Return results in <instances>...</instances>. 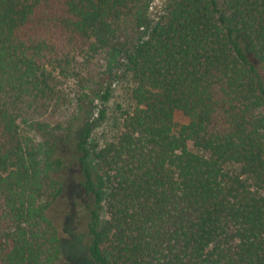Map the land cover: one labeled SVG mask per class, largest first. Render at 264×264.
I'll return each mask as SVG.
<instances>
[{
	"label": "trees",
	"instance_id": "obj_1",
	"mask_svg": "<svg viewBox=\"0 0 264 264\" xmlns=\"http://www.w3.org/2000/svg\"><path fill=\"white\" fill-rule=\"evenodd\" d=\"M153 2L0 0V264H264V0Z\"/></svg>",
	"mask_w": 264,
	"mask_h": 264
},
{
	"label": "rangeland",
	"instance_id": "obj_2",
	"mask_svg": "<svg viewBox=\"0 0 264 264\" xmlns=\"http://www.w3.org/2000/svg\"><path fill=\"white\" fill-rule=\"evenodd\" d=\"M169 0H154L152 7L149 10V19L153 22L158 20L159 15L162 14L163 9L167 5ZM62 87L66 90L70 87V83L68 82H62ZM126 84L125 83H118L111 94V97L109 101L106 104L107 112H106V118L102 122L98 124V126L93 130L91 139L98 140L100 142H104L107 140H111L115 137V135L118 133L119 128V117H118V107L124 106L126 107L128 104L127 97H126ZM176 119L178 121L186 122L187 119L183 117L180 114L176 115ZM60 203L57 202L55 204V219H63L65 222L67 221L66 218L63 217L64 210L59 209ZM99 218L100 220H104L108 218V214L106 213L104 207L99 212ZM77 229L74 227H70L69 230L67 224L64 226L65 229V238L69 241V245L66 246L68 250L71 248L73 251V254L70 255V259L67 258L69 255L64 257V255L60 254L58 264H65L64 261H70V264H86L88 262V258L86 253H84V250L86 248V237L84 236V233L80 235V228H84V222L82 220H78L76 223ZM80 237V238H79ZM79 238V239H78ZM87 261V262H86Z\"/></svg>",
	"mask_w": 264,
	"mask_h": 264
}]
</instances>
